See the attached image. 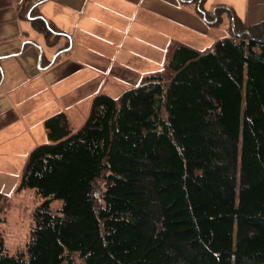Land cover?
<instances>
[{
  "label": "trees",
  "instance_id": "trees-1",
  "mask_svg": "<svg viewBox=\"0 0 264 264\" xmlns=\"http://www.w3.org/2000/svg\"><path fill=\"white\" fill-rule=\"evenodd\" d=\"M179 1L208 21L203 0ZM38 22L49 45L65 36ZM163 55L76 130L44 120L18 187L43 201L24 252L0 239V264H264V21Z\"/></svg>",
  "mask_w": 264,
  "mask_h": 264
},
{
  "label": "crops",
  "instance_id": "crops-1",
  "mask_svg": "<svg viewBox=\"0 0 264 264\" xmlns=\"http://www.w3.org/2000/svg\"><path fill=\"white\" fill-rule=\"evenodd\" d=\"M185 5L179 0H0V174L22 170L30 151L46 142V118L63 112L72 130L79 128L93 97L111 88L107 81L128 82L125 87L131 88L132 76L146 75L133 65H162L170 41L199 50L197 45H212L208 22ZM40 19L65 36L49 45Z\"/></svg>",
  "mask_w": 264,
  "mask_h": 264
},
{
  "label": "rangeland",
  "instance_id": "rangeland-1",
  "mask_svg": "<svg viewBox=\"0 0 264 264\" xmlns=\"http://www.w3.org/2000/svg\"><path fill=\"white\" fill-rule=\"evenodd\" d=\"M185 7H190L194 13L200 15L196 1L185 5ZM201 9L209 16V22H207L210 34L207 37V43L210 40L212 43H215L217 40L231 37L233 35L234 20L235 24L246 26L250 23L257 22V19L261 18L258 21L264 20V0H203ZM214 13H216V15H214ZM232 18H234V20ZM247 18L250 22H247ZM35 26L36 25H34L33 28H35ZM36 32L43 36L41 31ZM197 46H200L198 48L202 50L211 45ZM145 62L147 65L144 69H141L138 64V66L133 65L132 70L137 72L144 70L147 75L153 72V70L161 68V63L159 65H155L156 61L155 63L152 61ZM139 82L140 77L138 79H134L132 76V85H130L131 88L138 85ZM127 83L128 82L119 83L107 81L105 83L106 86L110 85L111 88L106 89L104 93L113 98H118L123 91L130 88L125 87ZM73 125L77 126L75 120ZM21 172L22 170L17 168L15 169V172L9 175V177L0 174V194L3 195V209L0 214L2 220V223H0V239L3 241L6 252L10 255H15L25 251L26 244L29 240L30 230L33 225V212L43 201V198L38 196L34 190H21L18 188ZM98 196L99 194L97 197ZM60 206L61 201L52 200L50 202V207L54 211H57Z\"/></svg>",
  "mask_w": 264,
  "mask_h": 264
}]
</instances>
